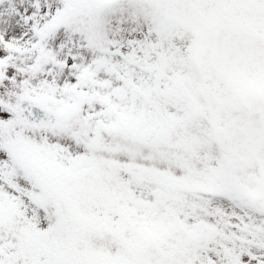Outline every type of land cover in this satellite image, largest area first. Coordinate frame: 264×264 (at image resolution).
Returning <instances> with one entry per match:
<instances>
[{
	"label": "snow or ice",
	"instance_id": "6c2138e0",
	"mask_svg": "<svg viewBox=\"0 0 264 264\" xmlns=\"http://www.w3.org/2000/svg\"><path fill=\"white\" fill-rule=\"evenodd\" d=\"M0 264H264V0H0Z\"/></svg>",
	"mask_w": 264,
	"mask_h": 264
}]
</instances>
